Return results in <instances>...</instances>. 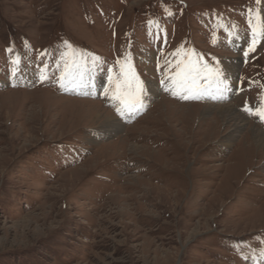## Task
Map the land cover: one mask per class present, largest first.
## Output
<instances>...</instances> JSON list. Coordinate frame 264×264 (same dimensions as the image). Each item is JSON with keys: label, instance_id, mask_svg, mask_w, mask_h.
I'll return each instance as SVG.
<instances>
[{"label": "rangeland", "instance_id": "1", "mask_svg": "<svg viewBox=\"0 0 264 264\" xmlns=\"http://www.w3.org/2000/svg\"><path fill=\"white\" fill-rule=\"evenodd\" d=\"M250 15L264 21V0H0V264H264V149L248 134L264 123L243 110L264 101V35L245 57ZM64 41L100 58L88 86L59 89ZM181 46L236 62L228 99L163 91L158 65ZM126 55L159 90L122 118L103 87Z\"/></svg>", "mask_w": 264, "mask_h": 264}, {"label": "snow or ice", "instance_id": "2", "mask_svg": "<svg viewBox=\"0 0 264 264\" xmlns=\"http://www.w3.org/2000/svg\"><path fill=\"white\" fill-rule=\"evenodd\" d=\"M152 23L154 22L150 21L149 25L151 26ZM262 25H264V21L257 19L254 23L252 16H249L248 27L251 29L252 41L247 51L244 52L245 57L249 52L254 51L260 36L264 35V26ZM227 34L231 36L232 32ZM212 42L216 43L215 37ZM64 48L65 51L61 54L64 60L63 69L57 80L59 89L68 91L88 86L85 77L97 64L101 63L100 58L93 55L90 57L89 63V58L85 57L82 52H77L69 42L64 41ZM194 55L192 50H184L181 46L173 53V60H166L164 65H158V70L164 69L163 76L159 81L163 91L183 101H199L205 97L213 100L225 98V94L230 91L226 75L227 68L221 67L219 60L209 64L198 55L193 59ZM19 63V60L13 61V75L16 74ZM39 79L43 82L47 76L41 73ZM90 79L91 77H89V82ZM148 91L127 55L122 59H117L115 65L107 69V86L103 87V95L111 102L118 116L126 118L144 111L147 107ZM243 110L249 115L256 116L264 123V101L256 109L246 105ZM103 133L104 129H98L95 134L103 135Z\"/></svg>", "mask_w": 264, "mask_h": 264}, {"label": "bare ground", "instance_id": "3", "mask_svg": "<svg viewBox=\"0 0 264 264\" xmlns=\"http://www.w3.org/2000/svg\"><path fill=\"white\" fill-rule=\"evenodd\" d=\"M233 60H236V59H233ZM224 67L227 68V77H228V80H233L238 72V66L236 64L235 61H230L228 63H225ZM97 82V81H96ZM96 84V83H95ZM93 87V86H92ZM156 87L158 86H155L153 84V86L150 84L149 86V91H148V96L152 97V93L154 92V95L153 97L156 95V93L158 92L159 89H157ZM235 96H237V94L235 93ZM59 97V96H57ZM98 111V114H97V120L102 122V124L107 127V128H111V130L114 132V131H117L119 129V124L114 122V121H107V119H105L102 115V111L101 109H97ZM219 113L221 114V116L224 118V120H232L234 123V126L235 128H242V124L244 125L246 123V118L242 117L238 111H235L234 107L233 106H223V107H220L219 108ZM128 118V117H127ZM251 126H254V125H251ZM257 126V125H256ZM255 126V127H256ZM253 128V127H252ZM258 128V127H256ZM256 128L254 129H249V132L248 134L251 136L252 140H253V143L259 147H261L262 149H264V132L263 131H258L260 130L259 128L256 130ZM105 132V131H104ZM106 133H108L106 131ZM135 137V136H134ZM245 137V136H244ZM251 140V141H252ZM125 146V145H124ZM125 156V155H124Z\"/></svg>", "mask_w": 264, "mask_h": 264}]
</instances>
